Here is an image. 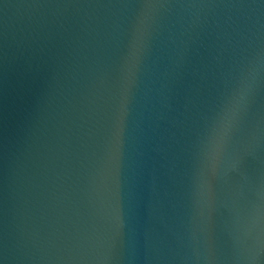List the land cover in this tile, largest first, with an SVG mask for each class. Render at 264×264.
Masks as SVG:
<instances>
[{
	"label": "water",
	"instance_id": "water-1",
	"mask_svg": "<svg viewBox=\"0 0 264 264\" xmlns=\"http://www.w3.org/2000/svg\"><path fill=\"white\" fill-rule=\"evenodd\" d=\"M0 264H264V0H0Z\"/></svg>",
	"mask_w": 264,
	"mask_h": 264
},
{
	"label": "clouds",
	"instance_id": "clouds-1",
	"mask_svg": "<svg viewBox=\"0 0 264 264\" xmlns=\"http://www.w3.org/2000/svg\"><path fill=\"white\" fill-rule=\"evenodd\" d=\"M243 99V97L241 96V100ZM237 103H239V101H237Z\"/></svg>",
	"mask_w": 264,
	"mask_h": 264
}]
</instances>
